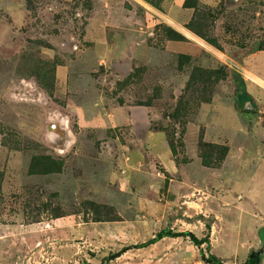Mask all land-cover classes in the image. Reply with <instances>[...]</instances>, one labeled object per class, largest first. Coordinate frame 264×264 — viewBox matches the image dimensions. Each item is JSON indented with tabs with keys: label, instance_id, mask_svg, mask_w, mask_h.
<instances>
[{
	"label": "rangeland",
	"instance_id": "1",
	"mask_svg": "<svg viewBox=\"0 0 264 264\" xmlns=\"http://www.w3.org/2000/svg\"><path fill=\"white\" fill-rule=\"evenodd\" d=\"M144 1L128 66L94 0H0V264H264V0Z\"/></svg>",
	"mask_w": 264,
	"mask_h": 264
},
{
	"label": "crops",
	"instance_id": "2",
	"mask_svg": "<svg viewBox=\"0 0 264 264\" xmlns=\"http://www.w3.org/2000/svg\"><path fill=\"white\" fill-rule=\"evenodd\" d=\"M94 3L96 11L86 26V36L89 42L96 45L99 55L104 57L107 53L108 59L121 64L126 63L128 66L130 63L145 60L143 55L147 46L144 34L147 28L141 21L143 15L138 10L141 9L142 13L145 12L143 8L148 3L144 0H94ZM181 7L180 5V9ZM178 10L179 8L175 7L166 13L175 21L177 29H183V26H179L183 23L178 19L180 11ZM150 26L148 25V27ZM167 48L174 52L200 50L198 43L191 39H187V41L167 40ZM113 108H115V112L111 127L130 122V113L126 110L125 105H117ZM137 108L138 112H141L142 118L138 119L136 124L138 127H144L149 122L148 115L141 107ZM144 113L147 120L143 117ZM148 136L152 138L156 136L164 141L163 135L158 133H149ZM166 152L169 156L167 150Z\"/></svg>",
	"mask_w": 264,
	"mask_h": 264
},
{
	"label": "trees",
	"instance_id": "3",
	"mask_svg": "<svg viewBox=\"0 0 264 264\" xmlns=\"http://www.w3.org/2000/svg\"><path fill=\"white\" fill-rule=\"evenodd\" d=\"M203 36L205 38H207L210 42L216 44V40L213 38L208 37L207 34L203 33ZM178 115H182L181 114V110H180V105H177L176 108L173 111L172 116L179 118ZM169 116V115H168ZM179 235H184L187 236L189 235L191 237V239L193 241H195L197 244H201L204 242V238H198L193 232L191 231H185V232H173L170 229H164L162 231H160L157 236L156 239H160L163 238L164 236H179ZM151 242H154L151 241ZM148 244V243H147ZM209 261H211L213 264H225L223 261H221L219 258H217L215 255H211L209 258ZM242 264H260V256L258 254H252L250 255V257Z\"/></svg>",
	"mask_w": 264,
	"mask_h": 264
},
{
	"label": "bare ground",
	"instance_id": "4",
	"mask_svg": "<svg viewBox=\"0 0 264 264\" xmlns=\"http://www.w3.org/2000/svg\"><path fill=\"white\" fill-rule=\"evenodd\" d=\"M198 38V37H197ZM199 39V38H198ZM200 40V39H199Z\"/></svg>",
	"mask_w": 264,
	"mask_h": 264
}]
</instances>
